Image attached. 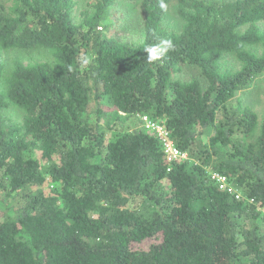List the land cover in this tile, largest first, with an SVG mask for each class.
<instances>
[{
    "label": "trees",
    "instance_id": "1",
    "mask_svg": "<svg viewBox=\"0 0 264 264\" xmlns=\"http://www.w3.org/2000/svg\"><path fill=\"white\" fill-rule=\"evenodd\" d=\"M92 1L0 0V264H264V115L237 97L264 76V0H175L177 30L172 0ZM119 2L140 41L104 33Z\"/></svg>",
    "mask_w": 264,
    "mask_h": 264
},
{
    "label": "rangeland",
    "instance_id": "2",
    "mask_svg": "<svg viewBox=\"0 0 264 264\" xmlns=\"http://www.w3.org/2000/svg\"><path fill=\"white\" fill-rule=\"evenodd\" d=\"M78 5L76 8L75 16L77 21L80 19V14L82 11L88 10L89 5L93 2L92 0H77ZM208 3L220 2L224 0H205ZM176 2L172 0L169 5L166 16L165 24L177 30L180 28V20L176 14ZM140 12L141 6L139 3L132 2H119L113 11L112 24L108 31H104L108 35L117 36L123 41L127 42H137L143 38V31L140 23ZM191 75L201 78L200 71L197 68H187L182 75L178 78L189 79ZM203 81V80H202ZM241 99L245 105L251 107L259 116V119L262 120L264 115V76L256 80L254 85L240 93L237 96ZM146 124V123H145ZM115 133H110V136H113ZM262 211L261 217V226L264 231V211Z\"/></svg>",
    "mask_w": 264,
    "mask_h": 264
},
{
    "label": "built area",
    "instance_id": "3",
    "mask_svg": "<svg viewBox=\"0 0 264 264\" xmlns=\"http://www.w3.org/2000/svg\"><path fill=\"white\" fill-rule=\"evenodd\" d=\"M144 122L146 123L148 129L158 133L159 137L161 138L165 154L169 161L187 158L186 154L181 153L174 146L173 142L169 138V134L163 127L155 124L148 118H144ZM212 178L222 191L234 196L236 200H241L243 198L242 192L237 189L227 177L221 176L219 174H213ZM253 201L254 200H252V202Z\"/></svg>",
    "mask_w": 264,
    "mask_h": 264
},
{
    "label": "clouds",
    "instance_id": "4",
    "mask_svg": "<svg viewBox=\"0 0 264 264\" xmlns=\"http://www.w3.org/2000/svg\"><path fill=\"white\" fill-rule=\"evenodd\" d=\"M160 8L165 11L167 9V5L163 2V0H160ZM172 50H174L173 41L162 38L157 44L146 47L145 51L147 52V62L151 63L159 61L163 56ZM83 63L86 65L88 60L85 59Z\"/></svg>",
    "mask_w": 264,
    "mask_h": 264
}]
</instances>
